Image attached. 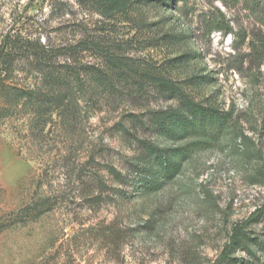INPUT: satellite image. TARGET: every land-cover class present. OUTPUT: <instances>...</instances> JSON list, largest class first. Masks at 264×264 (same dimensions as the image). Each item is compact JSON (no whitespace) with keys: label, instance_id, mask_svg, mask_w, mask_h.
<instances>
[{"label":"rangeland","instance_id":"rangeland-1","mask_svg":"<svg viewBox=\"0 0 264 264\" xmlns=\"http://www.w3.org/2000/svg\"><path fill=\"white\" fill-rule=\"evenodd\" d=\"M132 1L130 20H108L92 2L0 0V38L15 28L58 45L87 33L106 38L133 66L129 88L117 83L113 92L90 100L76 135L55 122L34 136L22 112L0 123V264H264V61L250 47L253 36L264 33V0H241L229 10L224 0ZM213 4L230 22L226 35L202 31ZM169 34L188 38L171 43ZM184 54L186 66L167 69L169 60ZM149 69L179 82L205 77L198 87L186 85L187 94L232 112L236 122L219 147L198 154L161 193L90 211L68 178L72 158L86 173L99 165L125 170L137 141L151 138L148 112L175 104L150 86L138 96L136 80ZM25 78L21 72L14 82L30 81ZM101 174L110 179L106 170ZM45 198L57 200L54 210L23 223L22 211ZM157 207L164 211L157 231L137 234L122 254L95 238H74L82 226L129 217L137 223ZM240 224L249 240L225 255Z\"/></svg>","mask_w":264,"mask_h":264},{"label":"trees","instance_id":"trees-1","mask_svg":"<svg viewBox=\"0 0 264 264\" xmlns=\"http://www.w3.org/2000/svg\"><path fill=\"white\" fill-rule=\"evenodd\" d=\"M77 1L97 4L100 13L108 20L131 19L132 0ZM228 2H222L227 10L241 0ZM213 7V12L202 17V31L207 37L214 33L226 35L231 29L226 13L214 4ZM42 37V34L34 37L12 28L0 38V123L12 119L13 113L22 112L32 122L30 127L34 136L44 134L46 128L55 122H59L66 133L76 135L75 125L83 119L90 100L113 92L117 83L129 88L133 66L104 37H90L86 33L84 37L58 45L49 38L42 42ZM187 38L186 34L165 36L168 42L176 44ZM250 47L255 59L263 63L264 33L255 34ZM88 53L94 54L100 62H86L84 55ZM186 57L184 54L173 58L165 66L169 70L182 68L188 63ZM21 72L26 74L25 81L29 82H14L15 75ZM204 79L192 77L179 82L152 69L140 75L136 80L138 96H144L150 86L162 100L175 104L148 112L145 130L151 138L137 141L139 150L127 160L125 170L113 166L100 168L99 165L97 171L86 173L80 169L76 158H72L73 168L68 178L77 182L79 197L90 211L106 205L129 206L139 197L161 193L183 175L186 165L198 154L222 144L236 122L233 113L202 104L186 91V85L195 88ZM143 123L139 121V124ZM102 170H106L111 180L101 174ZM54 201L45 198L28 206L22 211V222L35 221L54 210L57 200ZM163 212L162 208H153L146 213V219L141 217L137 223L129 217L126 222L116 219L82 226L74 238H95L106 250L122 254L129 240L137 234L148 235L157 231ZM248 240L245 226H236L224 254L231 253Z\"/></svg>","mask_w":264,"mask_h":264}]
</instances>
